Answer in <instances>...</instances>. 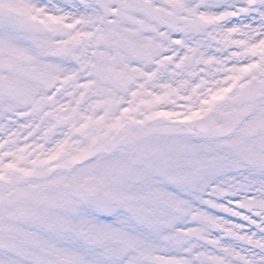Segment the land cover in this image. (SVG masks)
<instances>
[{
  "label": "snow or ice",
  "instance_id": "obj_1",
  "mask_svg": "<svg viewBox=\"0 0 264 264\" xmlns=\"http://www.w3.org/2000/svg\"><path fill=\"white\" fill-rule=\"evenodd\" d=\"M0 264H264V0H0Z\"/></svg>",
  "mask_w": 264,
  "mask_h": 264
}]
</instances>
